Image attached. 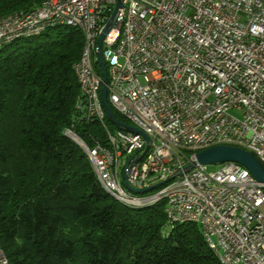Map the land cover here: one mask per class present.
I'll return each mask as SVG.
<instances>
[{
	"label": "built area",
	"instance_id": "2783aa9c",
	"mask_svg": "<svg viewBox=\"0 0 264 264\" xmlns=\"http://www.w3.org/2000/svg\"><path fill=\"white\" fill-rule=\"evenodd\" d=\"M123 1H130L131 13L126 26H118ZM84 12H91V23H83ZM58 19L94 29L91 40L108 24L100 53L117 92L106 94V102L121 121L148 137L146 143L141 134L116 128L101 96L93 101L103 78L100 62L90 66L88 50L77 64L86 90V97L77 95V113L94 123L103 115L104 138L88 146L70 129L64 133L90 151L98 182L130 201L166 195L167 220L199 219L222 249L225 264H264L261 183L232 161L218 164L215 172L198 163L184 171L205 141L244 149L264 166V5L257 0H48L43 9L1 25L0 40ZM114 30L123 31L121 43L113 42ZM108 124L112 136H105ZM106 139L116 140V152H109ZM127 147L135 148L132 158H124ZM119 172H126V182L136 189L164 182L133 193L118 182ZM0 264H8L1 247Z\"/></svg>",
	"mask_w": 264,
	"mask_h": 264
},
{
	"label": "trees",
	"instance_id": "16d2710c",
	"mask_svg": "<svg viewBox=\"0 0 264 264\" xmlns=\"http://www.w3.org/2000/svg\"><path fill=\"white\" fill-rule=\"evenodd\" d=\"M40 1L0 0V19ZM82 45L80 30L63 25L0 47V247L8 264H219L196 224L167 220L163 200L135 208L108 194L64 133L88 146L104 138L74 107L72 65Z\"/></svg>",
	"mask_w": 264,
	"mask_h": 264
},
{
	"label": "bare ground",
	"instance_id": "6f19581e",
	"mask_svg": "<svg viewBox=\"0 0 264 264\" xmlns=\"http://www.w3.org/2000/svg\"><path fill=\"white\" fill-rule=\"evenodd\" d=\"M48 0H41L39 5H37L35 8L31 10H19L15 11L13 13H10L3 18L0 19V26L5 24L8 21L17 20L18 18H21V16H27L29 13H32L36 10H41L44 8L46 2ZM258 2H261L262 5H264V2L261 0H257ZM131 13V4L130 1H123L122 2V8L118 10L117 15V23L118 26H126L127 17ZM83 23H91V12H84L83 13ZM71 26L74 28H77L80 30L82 36H83V45L81 49V53L79 58L76 62L72 65V71L75 75L77 84H78V97H86V90H85V84L80 83L79 78V71L77 68L78 62H80V59L85 58L86 52L90 51V66L91 67H99V55H98V49H97V40H91L94 37V29H85V26H81L78 22H69L66 19H58L55 22H51L48 24L45 28H37L36 31L34 30H20V32L15 34H10V38H5L0 40V47L10 43L11 41L17 39V38H23V37H29L33 35H38L42 32H44L46 29L54 26ZM123 41V31L122 30H114L113 33V42L114 43H121ZM105 84L106 87V94H114L117 92V82L113 79L112 76H106L105 82L103 80H99V88L101 89L102 85ZM78 97L75 98V109L77 112L78 109ZM93 101H100V94H93ZM96 124L99 126V128H104V117L103 115H96ZM105 136H112V129H105ZM214 146V141H205L199 146V151ZM106 147H108L109 152H116L117 150V143L115 139H106ZM87 159L90 160V151L89 150H83ZM135 155V148L134 147H127L126 150H124V158H132ZM97 181L100 180V173L97 169L92 168ZM126 175V172H119L118 173V182L123 183L124 178L123 175ZM126 181V178H125ZM102 188L110 194L112 197L117 199L119 202L123 203L124 205H127L129 207H145L153 205L154 203L163 200L165 204H167V197L166 195H157L155 197V200H145V201H130L129 199L124 198L121 196V194H117L115 190L109 189L108 184H100ZM175 223H193L198 226V228L201 231L202 237L206 243V245L214 252L216 255L219 264H225V255L218 246L213 245V237L209 236L206 233L205 225H202L199 219H194L192 216H179L178 219L175 220Z\"/></svg>",
	"mask_w": 264,
	"mask_h": 264
},
{
	"label": "water",
	"instance_id": "95a60500",
	"mask_svg": "<svg viewBox=\"0 0 264 264\" xmlns=\"http://www.w3.org/2000/svg\"><path fill=\"white\" fill-rule=\"evenodd\" d=\"M119 5L120 4L118 3L117 7ZM107 30H108V24L103 28V32H101L97 38V49H98V55H99V62L101 66V75H102L104 82H105L106 72H105L103 60H102L101 53H100V45L104 37V34L105 32H107ZM100 96H101L102 105L106 113V118L111 124H113L116 128H122L124 130H128L134 133H139L142 135L145 142L146 143L148 142V137L146 134L142 133L139 129L134 128L133 126L117 119L114 116L111 107L106 102L105 84H103L101 87ZM146 149H147V145L144 147V152L146 151ZM228 161L239 163L243 167H245L249 171V173L255 178V180L261 183L263 190H264V166L260 163V161L252 153L244 149H241L239 147H235V146L214 145V146L204 148L195 154V161H191L184 166V171H188L189 169L193 168L196 163H198L199 165H218L220 163L228 162ZM123 178H124L123 185L128 190L132 191L133 193L147 192L161 185L164 182V181L163 182L161 181V182H158L156 184H153L143 189H136V188L130 187L128 183L125 181V178H126L125 174L123 175Z\"/></svg>",
	"mask_w": 264,
	"mask_h": 264
},
{
	"label": "rangeland",
	"instance_id": "374dc122",
	"mask_svg": "<svg viewBox=\"0 0 264 264\" xmlns=\"http://www.w3.org/2000/svg\"><path fill=\"white\" fill-rule=\"evenodd\" d=\"M264 2V0H261ZM71 138V137H70ZM72 139V138H71ZM73 140V139H72ZM74 141V140H73ZM219 168V165H207L208 172H215Z\"/></svg>",
	"mask_w": 264,
	"mask_h": 264
}]
</instances>
